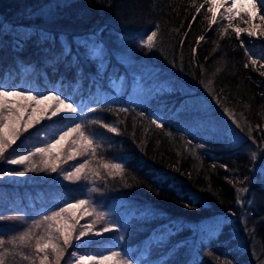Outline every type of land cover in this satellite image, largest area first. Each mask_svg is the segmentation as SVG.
Masks as SVG:
<instances>
[{
	"label": "trees",
	"instance_id": "1",
	"mask_svg": "<svg viewBox=\"0 0 264 264\" xmlns=\"http://www.w3.org/2000/svg\"><path fill=\"white\" fill-rule=\"evenodd\" d=\"M203 3L0 0V83L45 95L55 89L80 109L23 133L0 160V175L15 168L8 159L43 147L73 123H84L94 134L96 155L64 163L68 141L61 169L87 159L88 168L101 173H89L90 182L78 184L44 171L29 172L32 182L0 181V215L17 218L0 221V239L17 237L65 202L89 199L117 227L85 245L73 244L61 264L74 250L118 251L130 264H264V74L245 56L232 28L220 35L227 20L218 16L208 28L207 5L196 13ZM154 28L149 48L139 37ZM241 40L254 56L258 41L244 32ZM146 70L157 83L175 86L166 116L158 111L155 94L138 101L127 88L113 90L115 82ZM192 97L222 131L231 130V139L227 131L196 127L197 109L183 112L186 123L167 118ZM102 124L118 132L109 133ZM40 159L36 154L28 164L43 168ZM102 162L123 164L124 171L109 175ZM86 220L92 223L93 217ZM206 223L211 231L201 228Z\"/></svg>",
	"mask_w": 264,
	"mask_h": 264
},
{
	"label": "snow or ice",
	"instance_id": "2",
	"mask_svg": "<svg viewBox=\"0 0 264 264\" xmlns=\"http://www.w3.org/2000/svg\"><path fill=\"white\" fill-rule=\"evenodd\" d=\"M207 5V13L210 14L206 18L208 20V28L217 24L218 16L220 20H227L229 23L220 33L223 36L228 28H232L235 32L236 39L240 40V47L244 48V54L251 61L253 67L257 64L264 66L261 60L264 58H254L253 54L245 46L241 40V33L246 32L249 37H256L260 29V25L253 23L256 20H264V0H204V3L196 7V13H200L201 9ZM195 6V0H193ZM224 9V11H221ZM193 20L196 16H193ZM242 22L248 25L247 28H241ZM192 25L189 24V28ZM157 36V32L153 31L147 36L146 46L153 47V38ZM259 37L264 39V30L259 31ZM204 40L201 35L197 38V45ZM183 43V42H181ZM193 54L196 53V48L192 49ZM249 67L248 64L244 65ZM80 111L74 101L68 97L62 96L57 90L52 89L47 91V95L37 91L31 87L18 88L16 86H6L0 83V160L4 159L5 153L17 143V140L23 133L28 132L34 126L39 125L43 120L49 121L60 116L63 113L77 114ZM91 111V109H89ZM120 111H126L120 109ZM143 115V113H141ZM94 124H99V121H92ZM157 128H162V123L157 119L151 121ZM101 127L107 132L116 134V127L108 124H102ZM71 139L70 151L64 163L71 160H77L78 157L95 156L97 145L94 139V134L87 130L84 123H73L67 127V130H61L58 135L53 136L49 143L43 147H36L34 151L28 152L27 155H18L14 159H8L7 163L11 165H24L26 161L36 154L44 157L42 163L43 168H38L36 165L25 167L23 170L8 171L3 173L4 176L23 177L29 172L44 171L47 173H59L65 181L72 184H78L81 181L90 182V175L99 177L101 173L95 169H89V160L77 162L70 170H63L60 166L62 151L65 142ZM74 145L75 147H72ZM252 159H256V153L252 154ZM100 167L108 171L109 175L113 173L120 175L124 171V165L120 163H101ZM110 170V171H109ZM2 178V177H0ZM246 190V189H245ZM90 191H99L96 188ZM187 206V205H186ZM81 209L80 215L73 213L71 216L66 215L73 209ZM84 216L93 217L92 223L80 225V220ZM5 219H17L16 217H5L0 215V221ZM97 223L101 224L99 230L95 229ZM79 225V228H77ZM42 233L32 231L35 228H41ZM114 223H109L106 220V213L97 211L93 203L89 199H75L74 203L65 202L63 207L58 210L51 211L48 215H43L41 219L34 220L30 229L22 232L17 237L9 240L8 243L16 245H30L34 240V257L23 255L22 252H17L24 260H38L39 264H61V259L65 256V252L73 245V241H81L86 236H101L116 229ZM78 232V234H76ZM5 241L0 239V248H3ZM8 249L0 251V264H4V258ZM72 256L76 258V264H130V261L123 259L121 252L110 251L107 255H77L74 251Z\"/></svg>",
	"mask_w": 264,
	"mask_h": 264
},
{
	"label": "rangeland",
	"instance_id": "3",
	"mask_svg": "<svg viewBox=\"0 0 264 264\" xmlns=\"http://www.w3.org/2000/svg\"><path fill=\"white\" fill-rule=\"evenodd\" d=\"M221 11H224V9H221ZM234 23H240V27L241 28H247L248 25L243 24L242 22L237 21H233ZM259 20L254 21L253 23L258 24ZM260 30H264V27H260V29L257 32V36L256 37H249L247 36L246 32H244L247 36V38L249 39H254V41H258L257 43H255V47L256 49L254 50V58H264V46L259 42V41H264V39H261L259 37V31ZM153 31L156 32L155 28L148 30L146 33L140 35L139 37V41L142 42L143 44H145V42L147 41V36L150 35ZM154 39V38H153ZM146 45V44H145ZM253 53V52H252ZM261 63H264V59L261 60ZM256 67L258 68L259 72L264 74V66H261V64H257ZM153 72L150 71H145L144 73H142L141 75H139V77H136L135 79H132L130 81H126V80H120L118 82H115L113 85V90L114 92L120 93L122 91V89L127 88L128 94L129 96L134 99V100H138V101H149V99L151 97L154 96V94L157 96L154 99V102L158 101L157 108L158 111L163 114L164 116L167 115V112H169L170 110V102L168 100H172L173 97H171V94L174 93L173 89H175V86H168L166 84V82H160L157 83L156 82V77H154L153 75H151ZM151 76V77H150ZM156 78V79H154ZM148 80V81H147ZM150 81V82H149ZM181 90L179 86H176ZM155 91H157L155 93ZM150 95V96H149ZM149 96V97H148ZM168 101V102H167ZM203 106L204 104L200 102V100H198L197 97H192V98H188L185 100V102H183L181 105H179L177 108L173 109L172 114L170 116H168L167 118L171 119V120H178L179 123H186V119H183V112H194L196 111V109L199 111V113H196L194 115L193 120H195L194 125L196 127H198L199 129H202L201 131H205V129L208 130V132H211L213 130H218L219 132L222 131V129L219 126V123H217L216 118L211 115L208 116V113H204V112H200L201 110H203ZM164 107H167L166 110L163 109ZM194 110V111H193ZM190 120V119H188ZM227 131V136L231 139V136H229L231 133V130H226ZM226 131H222L221 134L226 135ZM59 133H57L58 135ZM233 135V139H235L234 134ZM72 138H69L65 143H67L68 141H71ZM65 147V144L63 146V149ZM63 152V151H62ZM27 153L22 154V155H27ZM64 155L62 153V158L61 161H63ZM16 158V157H14ZM12 158V159H14ZM31 159V158H30ZM44 157L41 156V159L39 161H43ZM29 161H26L24 165H16L15 168L11 171H18V170H23L25 167H30L31 165L28 164ZM262 170L264 171V166H262ZM44 174H42L43 176ZM31 175L29 173H27L25 176L23 177H17V176H4V175H0V181H10V182H21L24 178L27 181H33L34 179H32L30 177ZM56 178H62V176L60 174L55 175ZM70 203H74L73 201H69ZM64 206V205H63ZM62 206V207H63ZM58 210V209H57ZM55 211V210H54ZM73 213H75L76 215H80L81 213V209H73L71 210L69 213H67L66 215L71 216ZM222 218L220 217L219 220H221ZM108 222H112L111 219L108 218ZM83 224H90L89 221L86 220V216H84L81 220H80V225ZM31 226L26 227V230H29ZM217 227V225H216ZM77 228H79V225H77ZM202 229H204L206 232L207 231H211V227L210 224L206 223L204 224L202 227ZM23 231V232H24ZM32 231L36 232V233H42L43 232V226L41 228H35L32 229ZM21 234V233H20ZM78 234V232L76 233ZM92 237H96V236H86L84 238H82L81 241H73V244L76 245L75 248H77L80 245H85L90 238ZM13 239V238H12ZM10 239V240H12ZM9 240L5 241V244L3 246V248H0V251H3L5 248L8 249V252L5 255L4 258V264H39L38 260H24L22 259V257L20 255H16L17 252H22L23 255L29 256V257H34L35 252H34V243L35 241L33 240L31 242L30 245H25V246H21L19 245V242L17 241L16 245H12L8 243ZM77 255H85L87 254L86 251H80L78 252L77 250H74ZM73 251V252H74ZM109 252L103 253L101 255H107ZM87 255H97V254H90L88 253ZM65 264H76V258L72 256H69V258L66 260Z\"/></svg>",
	"mask_w": 264,
	"mask_h": 264
},
{
	"label": "bare ground",
	"instance_id": "4",
	"mask_svg": "<svg viewBox=\"0 0 264 264\" xmlns=\"http://www.w3.org/2000/svg\"><path fill=\"white\" fill-rule=\"evenodd\" d=\"M258 25H260L261 27H264V20H259Z\"/></svg>",
	"mask_w": 264,
	"mask_h": 264
}]
</instances>
